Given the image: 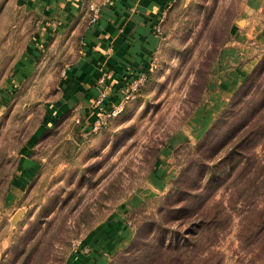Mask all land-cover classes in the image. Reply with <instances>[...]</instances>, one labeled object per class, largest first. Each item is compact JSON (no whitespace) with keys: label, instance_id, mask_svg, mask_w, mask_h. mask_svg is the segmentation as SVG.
I'll use <instances>...</instances> for the list:
<instances>
[{"label":"rangeland","instance_id":"1","mask_svg":"<svg viewBox=\"0 0 264 264\" xmlns=\"http://www.w3.org/2000/svg\"><path fill=\"white\" fill-rule=\"evenodd\" d=\"M37 24L28 0H0V264H65L116 217L128 235L109 264H264V138L242 181L229 171L235 154L231 165L223 158L252 106L240 102L207 134L264 57V0H175L152 70L123 109L97 129L65 114L38 139L77 42L58 38L21 75ZM191 161L206 167L189 169L180 188L212 165L217 179L181 222L167 209Z\"/></svg>","mask_w":264,"mask_h":264},{"label":"crops","instance_id":"2","mask_svg":"<svg viewBox=\"0 0 264 264\" xmlns=\"http://www.w3.org/2000/svg\"><path fill=\"white\" fill-rule=\"evenodd\" d=\"M175 0H28L37 20L34 37L22 56L19 74L31 67L46 47L63 36L75 38V59L63 67L57 99L51 104L49 123L65 114L90 127L97 79L106 73L118 92L134 77L146 74L161 44L156 33ZM99 8L92 20L90 5ZM117 92V93H118ZM54 120V121H51ZM35 139V140H37ZM128 228L119 217L106 220L88 233L82 246L65 264H106L109 256L125 244Z\"/></svg>","mask_w":264,"mask_h":264},{"label":"trees","instance_id":"3","mask_svg":"<svg viewBox=\"0 0 264 264\" xmlns=\"http://www.w3.org/2000/svg\"><path fill=\"white\" fill-rule=\"evenodd\" d=\"M263 76H264V57L258 62V64L254 67V69L243 79L238 89L235 91L233 98L229 102L227 108H225L221 112L219 117L216 119L215 123H213L212 127L210 128L211 130L209 131V133H207L210 134L212 130L216 127V125L221 124L220 126H223L224 125L223 121L224 120L226 121L227 117L230 116L229 112H231L232 108H234L240 102L252 106L253 109H250V111H248L243 116V119L238 123V126L236 128L234 127L235 129L233 128L231 130L230 138L233 139L238 136L239 139L234 147V150L229 151L227 155L223 157L225 161L229 159V163H230L229 165H231L232 163L230 159L233 157L232 156L233 153L235 154V157L238 158L237 159L238 162L235 165V167L234 168L229 167V171L231 172V170H235V168H239L238 169L239 171L237 173V178L240 181H242L245 178L247 171L248 170L250 171L251 166L254 164L253 162H251V157L253 154L250 153L249 150L250 147L257 145L264 138V83L263 80H261ZM255 97H257L259 100L256 103H253V99ZM45 132L46 130L41 133L40 137H42ZM252 142L253 144H251ZM203 143L205 142L202 139L199 142L198 146L199 147L204 146ZM188 165L183 170H181V172L179 173V175L175 180V186H176L175 190L177 192L176 194L173 195L177 197L175 201L171 204V206L168 207L167 209L168 214L171 215L173 214L171 219L181 220V222L183 221L182 219H189L195 217L198 214V211L195 210L194 204L202 194V191L201 192L198 191L202 189L201 185L204 186V190H205L212 181L217 179L216 171L214 170L215 165L214 166L212 165L210 167H207L209 171L205 179L199 173L197 178L198 180L195 179L192 182V185H190L186 189L184 188L182 189L179 187L180 182L187 176L189 169L200 168L201 166L206 167L204 163L203 165H201L196 161L193 162L191 161ZM203 179L204 182L202 183ZM177 193L179 194V196ZM210 196L211 195H208L206 198H204L205 200L203 199L202 201L203 202L208 201ZM200 219L203 218L200 217ZM200 222L203 223L202 220H198L197 224L195 223L192 224L200 229V225H201ZM147 224H153V223H150V221L145 222V225ZM161 226L162 223H159L157 227L160 228ZM188 233H190L191 235H195L197 231L188 232ZM106 264H109V262Z\"/></svg>","mask_w":264,"mask_h":264},{"label":"built area","instance_id":"4","mask_svg":"<svg viewBox=\"0 0 264 264\" xmlns=\"http://www.w3.org/2000/svg\"><path fill=\"white\" fill-rule=\"evenodd\" d=\"M92 11V20H95L99 14V8L93 4L90 5ZM160 35V28L156 29ZM152 70V63L148 66V71ZM146 74L138 75L124 84L120 92L112 82L107 79L106 73L100 75L97 79V96L92 104V114L94 120L90 124L92 129H97L106 122V118L119 113L124 104L129 100L138 86L144 81ZM118 92V93H117Z\"/></svg>","mask_w":264,"mask_h":264},{"label":"water","instance_id":"5","mask_svg":"<svg viewBox=\"0 0 264 264\" xmlns=\"http://www.w3.org/2000/svg\"><path fill=\"white\" fill-rule=\"evenodd\" d=\"M22 212H23L22 210L17 211L15 213L14 217H13V221H16L19 218V216L21 215Z\"/></svg>","mask_w":264,"mask_h":264}]
</instances>
